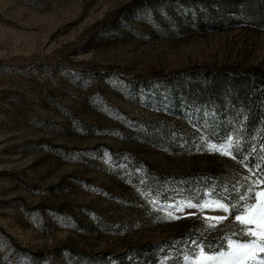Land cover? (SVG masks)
<instances>
[{
    "label": "rangeland",
    "instance_id": "1",
    "mask_svg": "<svg viewBox=\"0 0 264 264\" xmlns=\"http://www.w3.org/2000/svg\"><path fill=\"white\" fill-rule=\"evenodd\" d=\"M227 137L235 159L209 148ZM260 180L264 0H0V264L259 243L187 201Z\"/></svg>",
    "mask_w": 264,
    "mask_h": 264
},
{
    "label": "snow or ice",
    "instance_id": "2",
    "mask_svg": "<svg viewBox=\"0 0 264 264\" xmlns=\"http://www.w3.org/2000/svg\"><path fill=\"white\" fill-rule=\"evenodd\" d=\"M231 140V137H227L224 143L220 145L210 144L209 148L235 159L231 151ZM254 184L255 186L253 184L248 186V190L239 196L236 204L226 203L223 199H217L212 202L205 200L197 204L187 201V204L190 207L200 208L214 206L224 213L231 212L235 216L236 221L243 225L252 237L260 238L259 243L253 240L246 242L229 240L227 250L221 248L219 251H206L202 242L192 241L189 254L184 255L186 262L190 261L191 264H264V188L258 186L259 184H264V180L254 182ZM178 210L182 209L178 208ZM223 219V216L211 218L212 221ZM208 226L213 227L214 224H209ZM258 254H260L259 260Z\"/></svg>",
    "mask_w": 264,
    "mask_h": 264
}]
</instances>
